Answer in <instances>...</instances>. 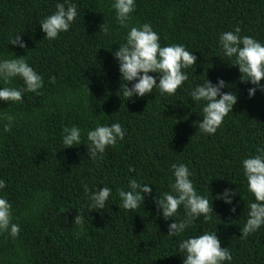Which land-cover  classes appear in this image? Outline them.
Masks as SVG:
<instances>
[{"label": "trees", "instance_id": "1", "mask_svg": "<svg viewBox=\"0 0 264 264\" xmlns=\"http://www.w3.org/2000/svg\"><path fill=\"white\" fill-rule=\"evenodd\" d=\"M114 2L0 0V61L23 57L44 82L40 95L25 92L20 103L0 100V117H15L11 131L0 118V180L6 184L0 198L11 204L12 223L20 227L16 238L0 232V264H183L186 252L179 244L213 232L233 257L223 264H264V225L247 238L240 231L256 202L243 161L264 149V90L241 82L235 57L225 56L220 45V36L237 26L241 36L264 45V0H135L127 28L117 22ZM58 3L75 4L78 15L67 32L49 40L40 23ZM145 23L162 47L183 45L197 62L183 70L188 80L175 95L157 87L126 101L114 53L126 44L131 27ZM17 35L25 48L9 44ZM149 75L159 83L160 74ZM207 79L213 85L224 80L222 91L237 95L215 134L199 130L206 102L190 95ZM4 87L25 85L19 77L0 79ZM113 123L121 124L124 139L107 147L102 158H90L88 132ZM73 126L80 129L81 143L65 148L63 130ZM174 164L188 166L197 194L213 203L214 212L210 221L201 216L169 236V225L186 218L181 205L165 220L156 201L174 194ZM133 178L152 192L139 208L126 210L117 190L130 191ZM103 187L112 190L104 209H91L90 196ZM226 189L236 190L231 204L215 199ZM77 214L84 217L83 230L74 223Z\"/></svg>", "mask_w": 264, "mask_h": 264}, {"label": "clouds", "instance_id": "2", "mask_svg": "<svg viewBox=\"0 0 264 264\" xmlns=\"http://www.w3.org/2000/svg\"><path fill=\"white\" fill-rule=\"evenodd\" d=\"M112 7L116 11V19L121 27L127 28L132 19V13L135 11V0H115ZM77 8L75 4L58 3L56 12L46 18L41 23V29L46 34L45 38L55 40L62 32H67L71 24L77 17ZM100 30L108 33L107 25H101ZM240 27L234 31H226L220 36V45L224 55L228 58L235 57L232 66H238L241 73V82H251L261 90V80H264V45L250 36H241ZM11 45H17L25 48L26 44L21 40V35L9 41ZM119 62V70L124 83L120 89L127 100L139 96L152 94L154 88H159L161 94L175 95L178 88L188 80V75L183 71L189 68H195L197 57L186 50L183 45L161 46L160 36L153 31L152 25L145 23L140 27H131L127 35V42L119 47L114 53ZM160 74L159 83L155 77L149 73ZM19 77L23 80L25 87L17 89L4 87L0 89V100L5 102L20 103L23 101V93L31 92L40 95V89L43 87V77L29 66L23 57L5 59L0 61V79L6 83L12 78ZM55 77L50 81L55 83ZM136 81L132 87H128V82ZM225 81L220 79L216 85L207 79L203 86H197L191 92L193 101L206 102L203 107V120L197 122L201 132L206 134H215L222 125L224 118L233 112V106L237 103V95L232 92H223L227 87ZM257 88H250L249 98L255 95ZM219 97V99L217 98ZM7 123L4 124L5 131H11L14 116L6 114L4 117ZM125 131L121 124L113 123L109 126L97 125L95 130L89 131L87 139L90 141L88 155L95 159L97 154L103 157L107 147H115L117 140L122 141ZM80 129L73 126L65 127L63 130V144L65 148H71L80 145ZM260 154L247 158L243 161V169L248 182L249 191L254 195L256 202L250 204L248 219L241 231V238H247L251 233L256 232L264 225V149H259ZM174 170L175 182L171 185L172 192L164 193L162 199L157 200L158 209L162 210L165 220L175 216L181 205H183L186 218L179 223L173 222L169 225V236H177L194 223L196 219L203 216L205 221L212 219L213 203L197 194L196 189L190 179L192 175L188 166L185 164L172 165ZM130 172L135 171L129 168ZM6 187L5 181L0 180V189ZM130 191L118 189V195L122 200V207L126 210H135L143 204L144 194H151L152 189L148 184H140L136 179L129 182ZM85 193L89 192L88 186L84 185ZM112 190L109 187H103L98 192L90 196L92 203L91 209H104ZM236 195V190L229 192L225 190L223 194H218L215 199H223L225 203H232V196ZM11 204L4 198H0V232H10L13 238L20 233V227L12 223ZM231 211L234 213L236 208ZM74 223L83 230L84 217L77 214ZM181 252H186L183 264H223L224 261L233 259L231 252L227 247H222L217 236V232L205 233L198 237L184 239L179 244Z\"/></svg>", "mask_w": 264, "mask_h": 264}]
</instances>
